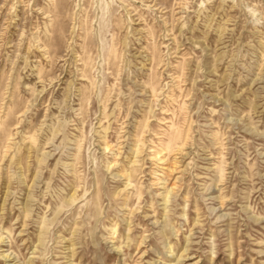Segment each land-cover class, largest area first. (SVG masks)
Instances as JSON below:
<instances>
[{
	"label": "rangeland",
	"instance_id": "obj_1",
	"mask_svg": "<svg viewBox=\"0 0 264 264\" xmlns=\"http://www.w3.org/2000/svg\"><path fill=\"white\" fill-rule=\"evenodd\" d=\"M0 264H264V0H0Z\"/></svg>",
	"mask_w": 264,
	"mask_h": 264
}]
</instances>
